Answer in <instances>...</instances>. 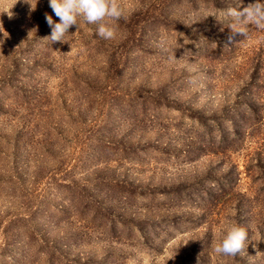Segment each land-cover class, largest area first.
I'll use <instances>...</instances> for the list:
<instances>
[{
  "label": "rangeland",
  "instance_id": "obj_1",
  "mask_svg": "<svg viewBox=\"0 0 264 264\" xmlns=\"http://www.w3.org/2000/svg\"><path fill=\"white\" fill-rule=\"evenodd\" d=\"M257 2L118 0L114 39L53 43L49 0H0V264H264V31L224 14Z\"/></svg>",
  "mask_w": 264,
  "mask_h": 264
},
{
  "label": "clouds",
  "instance_id": "obj_2",
  "mask_svg": "<svg viewBox=\"0 0 264 264\" xmlns=\"http://www.w3.org/2000/svg\"><path fill=\"white\" fill-rule=\"evenodd\" d=\"M49 6L59 18V23L54 24L52 17L45 14V19L51 28V35L46 39H50L53 43L65 42V37L69 36V29L72 26L78 27V19L85 24L97 25L96 35L100 38L114 39L116 25L125 18L124 10L118 0H49ZM224 14L231 20L229 29L233 35L240 34L247 39L250 26L264 31L262 3L250 4L242 11L238 8H230ZM231 39L232 36L229 37V41ZM171 59L175 61L173 55ZM198 82L196 76L190 77L188 81L192 86H197ZM247 240V230L238 223H230L226 226L222 238L213 244L212 251L217 256L235 258L237 254L243 253ZM257 255L264 253L257 252Z\"/></svg>",
  "mask_w": 264,
  "mask_h": 264
}]
</instances>
